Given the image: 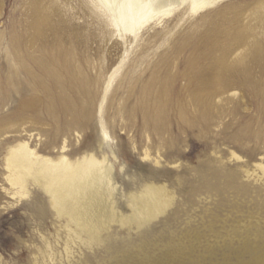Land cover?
<instances>
[{
    "label": "rangeland",
    "instance_id": "rangeland-1",
    "mask_svg": "<svg viewBox=\"0 0 264 264\" xmlns=\"http://www.w3.org/2000/svg\"><path fill=\"white\" fill-rule=\"evenodd\" d=\"M36 8L53 18L45 32ZM240 31L250 50L230 47L219 76L221 46ZM123 60L103 105L105 141L99 109ZM70 125L57 144L73 162L108 157L125 218L131 195L148 186L166 188L167 209L139 230L112 223L91 242L72 238L41 187L30 182L26 198L13 196L9 144L30 139L47 151ZM260 166L264 0H218L195 12L181 0L133 34L95 0H0V264H251L264 259Z\"/></svg>",
    "mask_w": 264,
    "mask_h": 264
},
{
    "label": "bare ground",
    "instance_id": "bare-ground-1",
    "mask_svg": "<svg viewBox=\"0 0 264 264\" xmlns=\"http://www.w3.org/2000/svg\"><path fill=\"white\" fill-rule=\"evenodd\" d=\"M99 7L104 8L106 14L111 16V24L119 31L125 33H136L145 23L165 8L176 5L181 0H95ZM192 11H198L211 5L218 0H186ZM36 26L44 32L52 26L53 18L36 8ZM259 9L256 10V15ZM244 31H240L235 41L224 43L221 46V57L218 60V75L225 70V61L230 47H243L249 51L250 45L245 43ZM248 56V55H247ZM239 60L242 64L247 57ZM53 59L58 62L60 57ZM123 60L108 76L104 96L99 109V128L105 141L110 139L103 118V105L107 93L119 72L123 68ZM52 65V64H51ZM46 65L45 71L51 74L55 72V65ZM57 69V68H56ZM53 120L59 118L56 111H51ZM89 116L91 114L89 113ZM73 126V125H72ZM71 125L67 130L57 128L51 137L50 144L46 150L33 147L30 139L17 140L9 144V150L5 154V168L7 181L13 188V196L20 199L29 195V183L41 187L50 195L56 214L66 221V227L72 232V238L86 241H97L107 232L112 223H119L122 227L129 229H141L145 223L157 214L163 213L171 201L165 187L148 186L145 194L131 195L132 216L124 217L118 210L116 192L118 190L114 181L113 165L107 156L99 157L97 152H91L73 162L66 151V146L60 147L58 138L68 135L74 127ZM81 127V126H77ZM53 132V131H52ZM31 138V135H30ZM58 148V150H56ZM43 155H42V154ZM66 153L68 155H66ZM60 154L65 156L59 159ZM264 175V166H260ZM251 264H264V259L259 257Z\"/></svg>",
    "mask_w": 264,
    "mask_h": 264
}]
</instances>
